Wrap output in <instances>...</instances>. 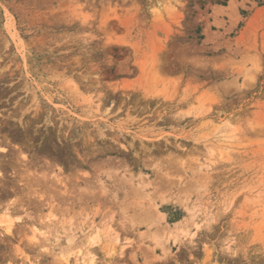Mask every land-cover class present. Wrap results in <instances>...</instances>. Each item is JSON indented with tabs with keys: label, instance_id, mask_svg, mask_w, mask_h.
<instances>
[{
	"label": "rangeland",
	"instance_id": "1",
	"mask_svg": "<svg viewBox=\"0 0 264 264\" xmlns=\"http://www.w3.org/2000/svg\"><path fill=\"white\" fill-rule=\"evenodd\" d=\"M87 249L264 264V0H0V264Z\"/></svg>",
	"mask_w": 264,
	"mask_h": 264
},
{
	"label": "bare ground",
	"instance_id": "2",
	"mask_svg": "<svg viewBox=\"0 0 264 264\" xmlns=\"http://www.w3.org/2000/svg\"><path fill=\"white\" fill-rule=\"evenodd\" d=\"M11 223V222H10ZM10 223H8L7 225V229H9V225ZM95 236L91 237V241L90 243H95L94 240ZM82 256H84V258L81 260L82 263H87V264H95V254L93 253V250L91 249H87Z\"/></svg>",
	"mask_w": 264,
	"mask_h": 264
}]
</instances>
